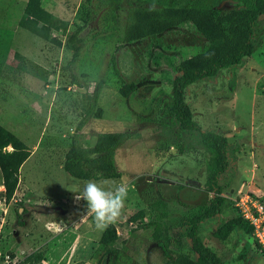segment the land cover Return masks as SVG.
Here are the masks:
<instances>
[{
	"label": "rangeland",
	"instance_id": "1",
	"mask_svg": "<svg viewBox=\"0 0 264 264\" xmlns=\"http://www.w3.org/2000/svg\"><path fill=\"white\" fill-rule=\"evenodd\" d=\"M28 1L0 0V124L33 155L21 169L19 197L7 204L5 190L0 191V264H33L29 257L37 252L43 253L40 264H167L168 258L153 241L154 230L140 227L165 215L162 225L174 235L182 220L204 213L214 197L208 183L213 156L196 135L179 131L168 118L176 67L204 52L209 42L186 24L127 44L123 40L127 19L139 6L195 3L229 11L240 0H43L46 10L69 23L67 34L54 32L61 46L20 28ZM76 27H84L80 36L85 41L80 58L71 66L74 52L66 47V38ZM254 31L256 49L250 58L192 85L186 94L202 129L221 134L230 143L231 165L219 180L227 206L201 225L203 242L224 264H264L250 227L237 229L226 241L214 236L240 216L232 200L237 191L244 187L264 195V16ZM102 75L106 79L99 101L103 117L78 132ZM132 83L137 88L125 98L121 90ZM125 131L134 138L116 155L123 177L98 181L105 188L128 186L125 208L114 223L119 235L116 248L122 256L120 261L116 256L105 260L99 245L105 229L85 216L86 202H77L72 192L86 181L71 177L63 166L74 136L89 146L98 133ZM1 180L0 171V185ZM37 205L68 213L62 218L25 208ZM77 229L79 236H71ZM182 231L176 235L182 246L174 236L167 242L168 250L196 259Z\"/></svg>",
	"mask_w": 264,
	"mask_h": 264
},
{
	"label": "trees",
	"instance_id": "2",
	"mask_svg": "<svg viewBox=\"0 0 264 264\" xmlns=\"http://www.w3.org/2000/svg\"><path fill=\"white\" fill-rule=\"evenodd\" d=\"M42 1H28L19 26L44 41L61 46L62 42L54 36V32L63 31L67 34L69 23L60 20L46 10ZM263 16L264 0H240L237 1L234 9L229 11H222L217 7H206L202 4L195 5V3L182 7L139 6L133 8L128 16L123 34V40L127 44L157 37L186 24H192L209 42L204 52L176 67L178 76L172 81L173 102L168 108V118L176 124L179 131L196 135L203 147L213 156L208 183L214 197L204 213L194 215L186 221L182 220L181 230L174 235L170 236L169 231L162 225L163 218H167L165 215L160 221L140 227V229L154 230L153 241L168 258L167 264H224L220 256L203 242L201 225L207 220L217 218L227 206V198L223 196L219 180L228 172L231 165L230 143L227 137L202 129L186 102V94L192 85L214 78L223 70L240 66L253 55L256 49L254 27ZM83 31L84 27H76L74 32L67 35L66 47L74 52V58L70 62L71 66H74L81 56L85 41L80 36ZM13 70V68L10 69L12 73ZM73 80L79 83L76 75L73 76ZM105 84V75H102L94 88L92 99L85 108V115L77 127L78 132H81L91 120L102 119L104 111L99 107V101ZM136 88V84L132 83L123 87L121 93L128 98ZM133 138L134 134L130 131L98 133L93 145L84 146L76 135L66 155L63 168L71 177L78 180H121L123 174L118 169L116 155L118 150ZM9 148H12V151ZM31 155V149L0 124V170L5 187L4 200L7 204L15 198L21 168ZM244 227H249L248 223L239 216L222 225L214 236L221 241H226L233 232ZM181 231L190 239L192 251L197 256L196 259L183 253L169 252L167 242L172 237L175 236L174 240L182 244L176 236L180 235ZM118 240L116 224L104 230L99 245L105 250V260L108 256H116V260L120 261L122 254L116 248ZM42 257L43 253L37 252L29 257V261H33V264H40Z\"/></svg>",
	"mask_w": 264,
	"mask_h": 264
},
{
	"label": "clouds",
	"instance_id": "3",
	"mask_svg": "<svg viewBox=\"0 0 264 264\" xmlns=\"http://www.w3.org/2000/svg\"><path fill=\"white\" fill-rule=\"evenodd\" d=\"M103 182L94 179L87 180L83 187L75 186L74 199L85 201L87 205L86 215L94 218L96 227L106 229L116 223L125 208L128 198V186L119 183L114 187L105 188Z\"/></svg>",
	"mask_w": 264,
	"mask_h": 264
},
{
	"label": "built area",
	"instance_id": "4",
	"mask_svg": "<svg viewBox=\"0 0 264 264\" xmlns=\"http://www.w3.org/2000/svg\"><path fill=\"white\" fill-rule=\"evenodd\" d=\"M232 200L239 215L248 223L258 252L264 256V195L251 193L242 187Z\"/></svg>",
	"mask_w": 264,
	"mask_h": 264
},
{
	"label": "water",
	"instance_id": "5",
	"mask_svg": "<svg viewBox=\"0 0 264 264\" xmlns=\"http://www.w3.org/2000/svg\"><path fill=\"white\" fill-rule=\"evenodd\" d=\"M25 208L27 210H34L40 214H45V215H53V214L65 215L66 214V210L60 207L49 208V207L37 205V206H26Z\"/></svg>",
	"mask_w": 264,
	"mask_h": 264
},
{
	"label": "crops",
	"instance_id": "6",
	"mask_svg": "<svg viewBox=\"0 0 264 264\" xmlns=\"http://www.w3.org/2000/svg\"><path fill=\"white\" fill-rule=\"evenodd\" d=\"M49 12H54V11H51V10H48ZM53 14V13H52ZM15 132V131H14ZM30 148V147H29ZM11 149V148H10ZM32 151V150H31ZM34 154V153H33ZM33 156V155H32ZM31 156V157H32ZM31 157L29 158V160L31 159ZM22 169V168H21ZM1 171V170H0ZM1 185H0V191H4L5 190V187L3 186V179L1 180ZM20 185V184H19ZM2 188V189H1ZM19 197V187H18V190H17V192H16V194H15V198H18ZM67 213H68V210H66V214L65 215H60V217H62V218H64L66 215H67ZM79 229H77L76 231H72V234H71V236H73V237H76V236H79L78 235V233H79V231H78ZM67 231H70V230H67Z\"/></svg>",
	"mask_w": 264,
	"mask_h": 264
},
{
	"label": "bare ground",
	"instance_id": "7",
	"mask_svg": "<svg viewBox=\"0 0 264 264\" xmlns=\"http://www.w3.org/2000/svg\"><path fill=\"white\" fill-rule=\"evenodd\" d=\"M2 189V188H1Z\"/></svg>",
	"mask_w": 264,
	"mask_h": 264
}]
</instances>
